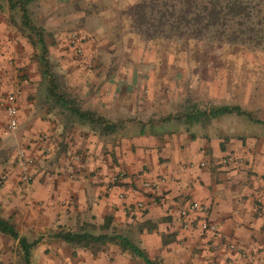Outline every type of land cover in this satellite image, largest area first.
Instances as JSON below:
<instances>
[{
	"label": "crops",
	"instance_id": "crops-1",
	"mask_svg": "<svg viewBox=\"0 0 264 264\" xmlns=\"http://www.w3.org/2000/svg\"><path fill=\"white\" fill-rule=\"evenodd\" d=\"M4 1L0 172L6 180L0 187V218L27 239L28 233L75 231L109 217L117 232H126L149 260L160 264H264V212L255 203L258 198L264 203V136L227 129L220 122L226 115L186 124L184 114L195 107L158 121L133 122L120 133H97L81 121L65 120L68 113L50 103L32 46L21 33L20 20L9 19L14 9ZM25 1L34 2L38 17L52 26L94 34L115 24L106 20L115 10L94 11L92 5L115 1L117 16H124L136 0ZM10 94L17 110L13 131L6 128L4 112ZM19 149L30 161L27 188L19 184L14 165ZM225 155L237 164L221 166ZM159 180L163 183L155 191L142 187ZM120 192L125 200L117 198ZM136 201L144 204L142 210H123ZM191 202L200 209L190 228L181 231L178 212ZM200 221L215 226L222 238L202 232ZM51 236L36 237L42 238L31 251L30 264H140L113 245L72 248Z\"/></svg>",
	"mask_w": 264,
	"mask_h": 264
},
{
	"label": "rangeland",
	"instance_id": "rangeland-1",
	"mask_svg": "<svg viewBox=\"0 0 264 264\" xmlns=\"http://www.w3.org/2000/svg\"><path fill=\"white\" fill-rule=\"evenodd\" d=\"M240 1L246 7L247 18L237 19L241 21L238 25L231 23L236 20L228 22L222 35H209L212 39L206 40L146 39L130 28L125 15L117 16L115 1L92 5L94 11L106 7L115 10V15L106 19L115 24L94 34L67 25H50L48 19L38 17L34 2L26 4L25 10L31 23L42 31L57 93L80 110L92 111L115 124L120 133L133 122L158 121L192 107L207 110L237 106L251 120L264 122V0ZM13 9L9 19L18 22V10ZM72 38L78 40L80 53L70 45ZM31 46L38 57V45ZM42 81L44 87L48 85L47 78L42 77ZM109 105L110 110L104 107ZM67 118L71 123L77 121L69 114L64 117ZM249 118L228 114L220 122L227 129H242L247 136H264V126ZM89 128L103 133L98 125ZM5 180V174L0 172V187ZM29 186L30 182L25 188ZM56 231L52 228L28 233L27 240L40 234L48 239ZM89 231L98 233L97 229ZM119 233L127 236L126 232ZM0 264H21L16 243L3 235Z\"/></svg>",
	"mask_w": 264,
	"mask_h": 264
},
{
	"label": "trees",
	"instance_id": "trees-1",
	"mask_svg": "<svg viewBox=\"0 0 264 264\" xmlns=\"http://www.w3.org/2000/svg\"><path fill=\"white\" fill-rule=\"evenodd\" d=\"M9 9L17 8L20 13V26L22 35L31 45H38L39 54L37 58L40 74L47 78V93L54 103L65 110L69 115L88 126L98 125L102 132H113L115 124L106 122L103 118L96 116L90 111H81L73 105V101L66 99L57 93L53 75L50 73L47 61V48L44 43L42 31L37 29L29 20L25 6L27 1L7 0ZM246 7L240 0H140L133 3L124 14L130 23V28L143 35L146 39L154 38H179L206 40L212 39L209 35H222L223 28L227 23L240 24L237 19L247 18ZM212 32V34H209ZM241 32V31H240ZM234 32H232L233 34ZM235 114L250 117L237 106L211 107L208 110H197L195 108L184 114L186 124L209 122L222 115ZM250 121L264 126V122ZM97 229L93 234L89 230ZM0 234L9 237L16 243L21 264H30L31 251L42 237L28 241L14 229L9 220L0 218ZM52 238L60 240L66 245L75 248L95 249L105 245H113L121 253H126L140 264H160L149 260L145 251L140 249L125 235L117 232L111 226V219L105 217L99 226L85 224L78 231L58 230L53 233Z\"/></svg>",
	"mask_w": 264,
	"mask_h": 264
},
{
	"label": "built area",
	"instance_id": "built-area-1",
	"mask_svg": "<svg viewBox=\"0 0 264 264\" xmlns=\"http://www.w3.org/2000/svg\"><path fill=\"white\" fill-rule=\"evenodd\" d=\"M70 45L74 48L77 53H80V45H78V40L72 38L70 40ZM4 112L6 115V127L8 130L13 131L17 127V110L15 107V98L13 95H6L4 99ZM237 159L231 155H225L220 159L221 166H229L236 165ZM14 165L18 171V181L23 186H28L30 182L29 176V165L30 161L23 152V150H17V153L14 158ZM163 182L161 180L156 182H143L142 187L148 189L150 191H155ZM264 186V182H263ZM117 198L119 200H125V195L120 192L117 194ZM255 203L259 206V208L264 212V203L260 198L256 199ZM144 204L140 201H136L133 203H127L123 206V210L126 213L131 214L134 211L142 210ZM199 205L195 202H191L183 206L179 212L178 217L181 220L180 230L187 231L190 228L191 221L195 219V214L199 211ZM198 227L202 232L210 233L214 238H219L220 235L215 226L207 223L206 221H200L198 223ZM222 238V237H220ZM229 248H234V245H230Z\"/></svg>",
	"mask_w": 264,
	"mask_h": 264
}]
</instances>
